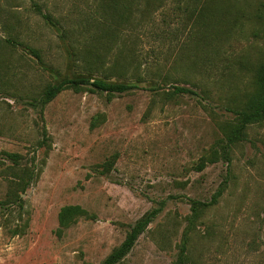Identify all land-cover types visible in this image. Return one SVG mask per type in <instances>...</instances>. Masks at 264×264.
<instances>
[{
  "label": "rangeland",
  "instance_id": "obj_1",
  "mask_svg": "<svg viewBox=\"0 0 264 264\" xmlns=\"http://www.w3.org/2000/svg\"><path fill=\"white\" fill-rule=\"evenodd\" d=\"M138 2L148 11L142 19L135 13L141 25L122 31L138 37L142 68L156 70L158 62L168 77L145 76L122 94L89 85L66 89L39 114L28 95L88 76L72 48L94 45L91 35L100 38L94 46L106 54L107 68L108 30L96 23H108V15L99 20L108 9L99 0H0V42L18 35L41 55L40 61L24 47L0 48L4 63L26 62V77L16 84L24 98L0 96V152L19 153L20 165L33 173L24 185L10 160L0 163V264H98L161 200L162 211L118 264H175L184 231L185 264H264V122L247 127L229 161L194 168L221 136L218 123L235 117L227 108L237 106L264 59V0H212L235 23L210 61L192 41L186 3ZM91 77L108 80V70ZM195 83H205L209 96L164 94ZM43 127L47 139L39 146ZM113 154L116 161L105 170ZM219 188L217 202L201 208L188 228L192 201L208 202ZM66 204L88 215L58 236L57 213Z\"/></svg>",
  "mask_w": 264,
  "mask_h": 264
},
{
  "label": "trees",
  "instance_id": "obj_2",
  "mask_svg": "<svg viewBox=\"0 0 264 264\" xmlns=\"http://www.w3.org/2000/svg\"><path fill=\"white\" fill-rule=\"evenodd\" d=\"M103 9V14L100 16L108 15V23L98 22L96 25L104 27L103 31L108 30V66L105 68L106 54L101 51L102 48L94 46L99 41V36L91 35L88 40L94 41V45L84 46L76 49L72 48V56H76L83 62L85 73L88 76H75L64 78L59 82L48 83L41 90L38 95H28L29 104L42 114L45 106L51 102L61 91L66 89H72L73 91H80L85 87L90 86L91 91L105 92L109 95L126 93L134 88H137L139 81L145 79V76H161L162 79L168 77V73L161 74L160 64L158 62L152 63V66H156V70H152L148 64L142 68L139 62V53L136 49V41L138 37L132 34H125L122 30L129 26L131 28L137 27L141 23L137 20L135 13L140 14V19L143 18L144 12L137 8L138 0H99ZM162 0H145L146 4L157 5ZM179 3L183 1L185 9L188 12V18L192 21V41L196 43L198 49L205 47V58L210 61L211 53H215L222 45L220 41L226 40L230 30L233 28L235 19H230L224 14L225 10H222L216 5H211L212 0H178ZM190 3V4H189ZM36 10L41 13L37 4H34ZM156 5V4H155ZM153 7V6H152ZM45 19L50 18L48 14H42ZM260 16L257 17V20ZM139 19V20H140ZM251 19V16L248 17ZM98 20V21H99ZM6 26V24L4 25ZM84 34L82 33L81 36ZM222 35H225L221 40ZM2 40V39H1ZM86 40L85 36L81 39ZM81 41V42H82ZM4 44L0 42V48L3 46L11 47L13 51H17L19 47H24L27 52L41 61V55L39 50L30 43L21 39V36L7 35L4 40ZM84 44V43H83ZM2 52L0 51V96L23 99L24 96L18 93L17 83L22 82L25 79V69L22 70L26 62L21 60L19 66H11L4 63L2 59ZM208 56V57H207ZM151 64V63H150ZM108 70V80L99 79L91 76H95L100 71ZM112 76H116L115 80H111ZM134 79V82L130 80ZM191 87H198L199 92ZM191 87L186 86H172V90L165 91L166 98H170L173 95L189 94L198 95L202 93L205 97L209 96V88L205 83L192 84ZM237 98L234 100L236 107H228L227 110L234 113L235 117L232 120H223L218 123L221 131V136L214 142L209 148L206 154L199 157L198 161L194 165L197 171L203 170L208 164L215 163L221 159L226 161L230 160V148L233 144L246 138V129L249 125L254 123L264 122V59L259 60L253 70L251 84L249 89L245 88L240 90ZM45 128L43 127V138L38 142L39 146H42L46 142ZM0 163L4 159L11 161V168H16L17 171L12 173L23 181L24 185H27L33 177V173L29 172L26 168L20 165V154L16 152H0ZM116 161V154H113L111 158L104 162L105 170H109L113 167ZM18 167V168H17ZM27 178V179H26ZM26 179V180H25ZM222 194V189L219 188L216 193L208 202L192 201V214L188 219V228L199 216L201 208L213 205L217 202L218 197ZM164 200L158 202L157 206L150 208L141 217H139L130 229L126 232L123 240L115 246L110 253L98 264H118L132 249L138 237L147 229L149 224L155 220L158 214L162 211ZM87 211L78 204H66L60 207L57 213L58 225L55 232L60 236L64 229L75 223L76 219L80 216L87 217ZM187 232L184 231L182 235V242L180 244V250L178 253L175 264L186 263V243Z\"/></svg>",
  "mask_w": 264,
  "mask_h": 264
}]
</instances>
